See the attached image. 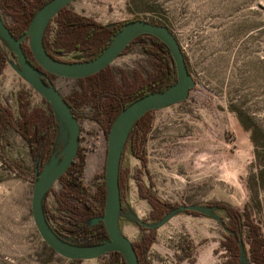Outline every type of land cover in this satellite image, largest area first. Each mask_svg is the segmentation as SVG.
<instances>
[{
  "label": "rangeland",
  "instance_id": "obj_1",
  "mask_svg": "<svg viewBox=\"0 0 264 264\" xmlns=\"http://www.w3.org/2000/svg\"><path fill=\"white\" fill-rule=\"evenodd\" d=\"M69 6L102 23L138 16L167 25L196 80L186 100L153 110L145 165L131 142L124 151L125 208L119 220L123 233L138 241L144 233L141 223L151 224L155 239L147 251L148 264L158 259L163 264H194L196 256H210L207 264H227L222 242L230 233L229 216L224 207L210 205L220 201L239 211L244 238L240 260L255 264L245 210L264 232V185L257 178L258 150L264 154V0H73ZM0 14L12 23L1 0ZM144 43L136 41L111 63L119 84H134L139 75L148 77L154 70L155 57ZM0 52L6 55L3 65L0 61V99L17 111V91L27 88L32 104L47 105L20 74L17 59L1 36ZM87 56L84 50L60 54L68 60ZM53 79L64 95L80 86L76 78ZM92 110L84 106L85 112ZM79 121L80 147L86 152L83 182L94 193L105 171L107 134L94 118L82 116ZM63 131L65 137L60 129L57 133L58 150L67 141ZM34 180L27 140L9 127L0 135V264H79L42 238L32 214ZM141 186L162 200L187 205L189 211L178 207L162 219H152V205L141 194ZM60 187L57 180L46 195L50 211L60 216L48 218L61 236L74 241L77 234L65 225L73 212L58 208ZM95 261L98 264L99 257Z\"/></svg>",
  "mask_w": 264,
  "mask_h": 264
},
{
  "label": "trees",
  "instance_id": "obj_2",
  "mask_svg": "<svg viewBox=\"0 0 264 264\" xmlns=\"http://www.w3.org/2000/svg\"><path fill=\"white\" fill-rule=\"evenodd\" d=\"M47 1L1 0L4 11L11 15L13 19L12 23H8L12 32L16 36L25 32L36 11ZM136 18L140 17L135 16L122 21L102 23L92 16L76 11L68 4L48 24L43 34V43L49 54L57 59H62L60 54L74 50L86 51L88 56L85 59L94 58L109 44L114 34L124 23ZM153 22L160 23L158 20ZM140 40L145 41V49L155 57L156 66L148 77L139 75L136 83L121 85L116 79L113 67L108 65L96 73L76 78L80 86L73 88L69 94L65 95L78 118L88 116L96 119L107 135L115 117L124 106L145 93L165 89L177 80L178 71L170 49L166 42L158 36L148 33L140 34L130 42L124 51ZM23 47L28 57L38 65L27 40L23 41ZM0 54L2 57V60H0L1 65H3L6 55L2 52ZM1 65L0 67H2ZM50 76L55 77L53 74ZM17 100L18 110L16 111L8 102L0 99V135L3 136L9 127H13L27 140L34 160V174H36L43 169L57 149L59 123L50 102L45 99L47 105L32 104L30 92L27 88H21L17 91ZM85 105L92 106L93 110L85 112ZM152 112L153 110L145 112L136 121L125 146L126 149L128 143L131 142L133 152L141 158L144 165L147 162L145 143L148 132L152 127ZM255 135L257 136V134ZM257 155L259 156L257 178L264 185V154L258 150ZM85 167L86 152L83 151L82 147H79L72 164L59 177L61 187L56 194V200L58 201V208L69 209L73 212L70 217L65 218L67 222L65 225L77 234V239L74 241L82 244H92L109 238L105 222L99 217L104 213L106 181L104 171L103 179L98 182L96 191L92 193L83 182ZM126 178L127 172L121 166L120 185L123 209L125 208L124 187ZM140 192L152 205L150 217L154 220L161 219L171 209L180 205L153 196L143 190L142 186ZM91 196L95 199H91ZM43 204L48 217L52 215L60 216L50 211L46 198ZM210 205L224 207L229 216L227 227L230 229V233L225 236L226 239L222 242L228 255L226 263L242 264L240 248L244 238L239 211L220 201L212 202ZM245 215L247 217L251 260L255 264H264V232L258 224L251 220V214L246 210ZM141 225L144 233L141 239L134 241V244L140 264H148L147 251L155 239V232L151 226L142 223ZM98 264L127 263L120 251L113 250L101 255Z\"/></svg>",
  "mask_w": 264,
  "mask_h": 264
},
{
  "label": "water",
  "instance_id": "obj_3",
  "mask_svg": "<svg viewBox=\"0 0 264 264\" xmlns=\"http://www.w3.org/2000/svg\"><path fill=\"white\" fill-rule=\"evenodd\" d=\"M71 1L73 0H48L45 2L32 17L26 31L19 36L12 32L0 14V36L11 47L17 59L18 71L35 90L50 102L59 123L57 133L60 129L62 137H65L63 130L66 129L67 134L65 146L60 150L57 148L43 169L35 174L32 214L45 242L54 251L65 257L71 259L98 258L109 251L117 250L123 254L127 264H140L134 241L122 232L119 224L120 213L123 210L120 169L125 146L131 129L145 112L164 104L187 99L196 80L175 33L167 25L145 18L131 19L124 23L114 34L109 44L94 58L83 60L54 58L45 48L43 34L51 19ZM147 33L158 36L168 45L177 67V80L165 89L150 91L137 97L124 106L115 117L107 135L106 198L104 213L99 216L105 222L109 238L92 244L71 241L61 236L51 224L43 202L47 192L72 164L77 155L81 142V124L71 104L50 75L79 78L96 73L111 65L135 37ZM24 40H28L38 65L28 57L23 47ZM178 207L188 209V206L183 204L173 209ZM142 224L151 226L149 223Z\"/></svg>",
  "mask_w": 264,
  "mask_h": 264
},
{
  "label": "crops",
  "instance_id": "obj_4",
  "mask_svg": "<svg viewBox=\"0 0 264 264\" xmlns=\"http://www.w3.org/2000/svg\"><path fill=\"white\" fill-rule=\"evenodd\" d=\"M75 51H79V50H74V51H70V52H67V53H71V52L75 53ZM6 66H8V65L7 64L5 65L4 70L6 69ZM59 141L61 142V138H58V140H57V148H58ZM127 231L132 232V226L130 228H128ZM209 257L210 256H196L194 264H207L209 262ZM227 257L228 256H226V259H227ZM95 259H97V258H83V259H78V260L77 259H72V262L75 263V260H76V261L80 262L79 264H97V261L94 262ZM92 260H93V262H92ZM158 260H159V262H156V264H163L160 261V259H158ZM85 261H88V262H85Z\"/></svg>",
  "mask_w": 264,
  "mask_h": 264
},
{
  "label": "bare ground",
  "instance_id": "obj_5",
  "mask_svg": "<svg viewBox=\"0 0 264 264\" xmlns=\"http://www.w3.org/2000/svg\"><path fill=\"white\" fill-rule=\"evenodd\" d=\"M51 20H52V19H51ZM49 23H50V22H49ZM138 36H139V35H138ZM135 38H136V37H135ZM135 38H134V39H135ZM134 39H133V40H134ZM133 40H132V41H133ZM132 41H131V42H132ZM129 44H130V43H129ZM125 48H126V47H125ZM123 51H124V50H123ZM190 91H191V90H190ZM189 94H190V93H189ZM188 97H189V95H188ZM188 97H187V98H188ZM185 100H186V99H185ZM183 101H184V100H183ZM179 102H180V101H179ZM152 110H154V109H152ZM60 143H61V142H60ZM77 153H78V152H77ZM123 154H124V153H123ZM122 158H123V157H122ZM105 181H106V180H105ZM121 193H122V192H121ZM130 227H131L130 224H126V225H125V229H128V228H130Z\"/></svg>",
  "mask_w": 264,
  "mask_h": 264
},
{
  "label": "flooded vegetation",
  "instance_id": "obj_6",
  "mask_svg": "<svg viewBox=\"0 0 264 264\" xmlns=\"http://www.w3.org/2000/svg\"><path fill=\"white\" fill-rule=\"evenodd\" d=\"M55 76V75H54ZM53 78V77H52Z\"/></svg>",
  "mask_w": 264,
  "mask_h": 264
}]
</instances>
